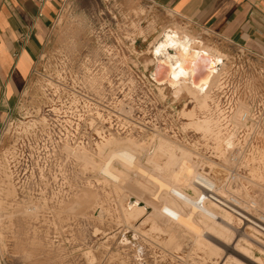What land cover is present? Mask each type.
<instances>
[{
    "label": "rangeland",
    "instance_id": "1",
    "mask_svg": "<svg viewBox=\"0 0 264 264\" xmlns=\"http://www.w3.org/2000/svg\"><path fill=\"white\" fill-rule=\"evenodd\" d=\"M165 30L221 55L195 99L153 78ZM254 95L264 60L171 11L65 0L0 125L2 264H264L233 212L264 216V128L218 114Z\"/></svg>",
    "mask_w": 264,
    "mask_h": 264
},
{
    "label": "crops",
    "instance_id": "2",
    "mask_svg": "<svg viewBox=\"0 0 264 264\" xmlns=\"http://www.w3.org/2000/svg\"><path fill=\"white\" fill-rule=\"evenodd\" d=\"M64 1L0 0V125L30 76ZM146 1L264 60V0Z\"/></svg>",
    "mask_w": 264,
    "mask_h": 264
},
{
    "label": "bare ground",
    "instance_id": "3",
    "mask_svg": "<svg viewBox=\"0 0 264 264\" xmlns=\"http://www.w3.org/2000/svg\"><path fill=\"white\" fill-rule=\"evenodd\" d=\"M194 41L187 33L165 30L164 36L160 34L156 41L159 45L153 52L155 62L152 70L153 78L158 83L170 87L183 83L182 88L186 89L188 96L195 99L200 90L207 91L208 87L213 86L222 58L219 51L209 47L193 50ZM200 99V104H203L202 98Z\"/></svg>",
    "mask_w": 264,
    "mask_h": 264
},
{
    "label": "built area",
    "instance_id": "4",
    "mask_svg": "<svg viewBox=\"0 0 264 264\" xmlns=\"http://www.w3.org/2000/svg\"><path fill=\"white\" fill-rule=\"evenodd\" d=\"M240 48L241 50L249 53V51H247L243 47ZM250 101L251 103L248 105L245 104L241 105V102L239 104L235 102L233 103L232 106L229 107V111H228L229 113H221V112L218 113L221 116V118L226 121L225 128L234 127L231 126V119L233 117L232 115L234 111L235 113L238 112L236 121L240 129L244 127L246 128L248 126H251L252 128L255 129L264 128V95H258V96L254 95ZM241 106H243L242 109ZM246 142L250 144L258 143L256 136L250 137ZM240 210L241 209H239V211L234 210L233 212H235V214L238 215L241 220L248 222L253 232H255L258 236L264 239V216L262 217H254L251 215L245 216L244 214L240 213L241 212ZM261 246L264 247V245Z\"/></svg>",
    "mask_w": 264,
    "mask_h": 264
}]
</instances>
